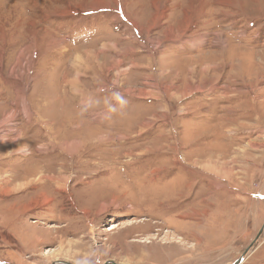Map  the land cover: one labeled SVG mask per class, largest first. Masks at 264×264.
<instances>
[{"label":"rangeland","instance_id":"rangeland-1","mask_svg":"<svg viewBox=\"0 0 264 264\" xmlns=\"http://www.w3.org/2000/svg\"><path fill=\"white\" fill-rule=\"evenodd\" d=\"M80 1L0 0V264H264V0H195L185 95L168 50L98 63Z\"/></svg>","mask_w":264,"mask_h":264},{"label":"crops","instance_id":"crops-1","mask_svg":"<svg viewBox=\"0 0 264 264\" xmlns=\"http://www.w3.org/2000/svg\"><path fill=\"white\" fill-rule=\"evenodd\" d=\"M76 1L79 3V0ZM220 1L227 2V0ZM147 2L150 4L152 12L147 15L145 21H142L144 9L147 8ZM73 3L74 5L77 4L76 2ZM80 3V7L84 6L82 8L85 9V7H87L92 9H86L82 12L83 16L81 21L85 28L89 27L90 29H96L97 33L99 32L101 34L98 38L100 42V50L96 54V60L98 63H104L105 67L112 66L111 68H120L123 61L122 54L124 53V49L134 50L138 48L141 50H147V54L142 56V60L145 57L147 58V61H144L145 65L147 63L150 64L153 60L154 70L156 73H159L156 66L160 65V63L157 60V53L153 52V50H157L159 53L168 50V53L165 55L174 58L176 66L169 67L166 62V65L164 64L166 68H161L164 71L170 72L167 73L170 77L171 73L172 75L174 74L171 83H167L166 81V84L168 86L173 84V88H176L174 85L178 83L177 89H174V93H183L185 95L184 92L188 91V94L197 89L195 87L196 82L191 80L196 73V70H193L194 66L197 67V64L203 63V60L205 66H211L215 63V61H210L208 59L205 60L199 56L198 50L203 49L204 33L202 29H198V25L200 24L199 20L203 17L204 7L203 5H197L195 0H187L185 3H183V0H81ZM132 3H136V5ZM103 5H109L110 7L100 9L99 7ZM130 6H135V8L130 10ZM173 12H178V14H174ZM107 13L114 14H112L113 16L110 18H104ZM72 14L78 15L79 12L76 10L72 12ZM112 18L115 20L120 18V22L121 20H125L126 22L124 21L121 23L128 25H125L128 29L127 33L122 34V32L117 29L119 25L118 22L116 23L118 25L115 26V30L110 23ZM56 25H58V23ZM38 37L40 36L38 35ZM209 39L210 38H208V40ZM222 50H224V48ZM179 53H182L183 55ZM140 56L131 53L127 56V60L129 59L130 61L133 60L136 62ZM115 60L118 62H115ZM127 60L125 62H129ZM163 61H165V59H163ZM83 65H87L85 58H83ZM0 66H5V62L0 61ZM146 67L147 66H145V68ZM83 68L84 70L86 69L85 67ZM171 68L174 70H171ZM177 70H180L179 74ZM114 71L118 72L117 69ZM185 71L187 72V75H185ZM0 72L2 73V75H0V78L2 79L5 77L4 71L2 70ZM175 79L176 81H174ZM66 80L67 86L68 84L73 85L72 80ZM73 80L75 81V79ZM179 80L180 82H177ZM117 88L116 84L112 83L110 87L101 88V91L112 90L115 94L117 93L116 91L119 90ZM76 91L78 90H75V92ZM140 97L143 96L140 95ZM151 98L152 97L149 99ZM99 110H102L105 113L106 111L108 112V108H102Z\"/></svg>","mask_w":264,"mask_h":264},{"label":"water","instance_id":"water-1","mask_svg":"<svg viewBox=\"0 0 264 264\" xmlns=\"http://www.w3.org/2000/svg\"><path fill=\"white\" fill-rule=\"evenodd\" d=\"M264 234V227L259 231L257 237H256V240L254 241V243L252 244L251 247H253V245H256L258 243V240L263 236ZM246 255L247 254H242L237 260H235L232 264H242V262L244 261V259L246 258ZM110 262H113L115 264H118L114 261H110ZM53 264H74V263H71V262H68V261H63V260H59V261H55L53 262Z\"/></svg>","mask_w":264,"mask_h":264},{"label":"bare ground","instance_id":"bare-ground-1","mask_svg":"<svg viewBox=\"0 0 264 264\" xmlns=\"http://www.w3.org/2000/svg\"><path fill=\"white\" fill-rule=\"evenodd\" d=\"M40 178V180H41V176H39ZM25 184L26 183H18L16 186H14V188H12V189H9V190H7L6 192H8V191H17V190H19V189H21L23 186H25ZM24 188V187H23ZM117 228V225H114L110 230H114V229H116ZM246 257H247V255H246ZM245 260V259H244ZM57 261H59V260H57ZM243 263V262H242Z\"/></svg>","mask_w":264,"mask_h":264}]
</instances>
